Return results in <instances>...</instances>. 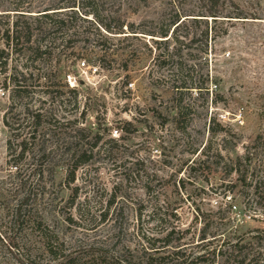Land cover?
I'll list each match as a JSON object with an SVG mask.
<instances>
[{
	"label": "rangeland",
	"instance_id": "obj_1",
	"mask_svg": "<svg viewBox=\"0 0 264 264\" xmlns=\"http://www.w3.org/2000/svg\"><path fill=\"white\" fill-rule=\"evenodd\" d=\"M0 51V264H264V0H0Z\"/></svg>",
	"mask_w": 264,
	"mask_h": 264
},
{
	"label": "trees",
	"instance_id": "obj_2",
	"mask_svg": "<svg viewBox=\"0 0 264 264\" xmlns=\"http://www.w3.org/2000/svg\"><path fill=\"white\" fill-rule=\"evenodd\" d=\"M91 15L96 17V15L93 14V13ZM41 16H43V18H49V15L47 13H45V14H43ZM84 16H86V15H84ZM190 17H194V16L193 15H185V16H181V17H178V16L174 17L172 19L171 23L169 24V29L173 28V31H172V33H173L175 31H177V29L183 23L189 22V20L190 21H194V22L197 21L196 18L190 19ZM195 17H206V16H204V15H196ZM209 17L212 18L214 22L218 21L219 18H228V19L234 18V19H243V20H245V19L262 20L260 18L254 17V16H246V15H239L237 17H221V16L218 15V13H215V12H210L209 13ZM84 20H87V19H84ZM227 22H229V21H227ZM108 30H109L108 28L105 29L106 32H108ZM168 34H169V31L162 32L161 33V36L164 37V38H166L168 36ZM10 38L11 37L9 36L8 31H6L5 32V40H4V42L7 45V48H9V41H11ZM18 38L19 37H16V39H14V40L15 41L17 40V42H18ZM12 40H13V38H12ZM29 41H30V37L28 35L27 38H26V42L28 43ZM17 42L15 43V46H17ZM3 53H4V51H0V59H1V55ZM91 131H95V133L92 136L93 141H92L91 146H90V148H93V147L97 146V144L101 140V136H100V133H99V131L97 129H95V130L94 129L93 130H88V132L92 134ZM84 133H85V129H82V128L81 129H78V132H76L77 138H79V136L82 137V134H84ZM112 142H113V140H112ZM92 158H93L92 153H87L86 150H81L80 152H75V153L72 154L73 168L70 171V175H71L70 181L73 182L75 171L78 168H80L81 166L87 164ZM210 257L212 258V260L211 259L208 260V259H206L204 257V255H201L199 257L198 261L206 262L208 260L209 264H213L214 263V260H216L219 257V255H217V254H215L213 252L211 255H209V258ZM223 258H224V260H223L224 264H227V262L230 261L229 257L227 258V256H223ZM141 264H151V261L148 260V259H146L143 262H141Z\"/></svg>",
	"mask_w": 264,
	"mask_h": 264
},
{
	"label": "built area",
	"instance_id": "obj_3",
	"mask_svg": "<svg viewBox=\"0 0 264 264\" xmlns=\"http://www.w3.org/2000/svg\"><path fill=\"white\" fill-rule=\"evenodd\" d=\"M80 67H85V62H81L80 63ZM233 209H235V206L232 207ZM215 264V263H214Z\"/></svg>",
	"mask_w": 264,
	"mask_h": 264
}]
</instances>
